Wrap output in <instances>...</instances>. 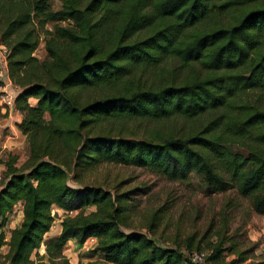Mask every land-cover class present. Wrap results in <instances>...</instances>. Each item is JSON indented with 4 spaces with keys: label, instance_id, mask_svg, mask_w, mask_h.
Masks as SVG:
<instances>
[{
    "label": "trees",
    "instance_id": "obj_1",
    "mask_svg": "<svg viewBox=\"0 0 264 264\" xmlns=\"http://www.w3.org/2000/svg\"><path fill=\"white\" fill-rule=\"evenodd\" d=\"M60 1L52 11L48 0H0V44L7 48L8 76L19 87L17 127L29 145L28 161L17 166L10 156L3 162L0 248L7 245V251L0 264H71L63 247L70 239L81 246L89 237L96 238L91 252L107 264H197L188 254L201 249L190 241L181 249L124 230L126 193L115 197L100 186L72 183L79 177L70 173L104 161L151 168L171 179L193 171L209 193L236 187L264 213V106L232 112L240 92L264 93V0ZM226 16L225 24L210 22ZM50 21L69 24L49 31ZM37 29L51 36L45 39L50 59L42 62L32 55ZM171 117L204 122L186 135L144 138L103 128L122 118ZM235 144L247 154L231 152ZM19 201L22 219L5 241L7 214ZM53 205L79 212L66 214L59 234L45 238ZM91 205L96 209L84 213ZM42 245L47 260L30 259ZM209 248L206 264L247 259L240 252L225 262L221 241Z\"/></svg>",
    "mask_w": 264,
    "mask_h": 264
},
{
    "label": "rangeland",
    "instance_id": "obj_2",
    "mask_svg": "<svg viewBox=\"0 0 264 264\" xmlns=\"http://www.w3.org/2000/svg\"><path fill=\"white\" fill-rule=\"evenodd\" d=\"M48 4L52 11L61 8L60 0H48ZM213 19L225 24L229 17H213L210 22ZM68 24V21H50L45 25V29L50 31L54 25L67 26ZM37 30L39 42L32 55L42 62L50 59L46 54L45 39L51 36L45 30ZM175 71L183 75L186 74L187 69L176 67ZM143 79L150 82L145 74ZM259 106H264V93L259 90L244 93L242 91L232 112L242 113L245 112L242 109L251 110ZM45 115L49 118V115ZM204 117L193 120L182 117L164 120L122 118L105 123L103 128L114 131L112 132L114 135L122 132L124 136L135 138L150 137L153 133L171 132L186 135L192 128L196 129L203 124ZM16 151L15 155L20 157L19 164L28 161L27 142L22 149ZM230 151L241 155L247 154L246 148L238 144L232 146ZM2 153L7 154L6 151ZM10 156V153L3 155L5 160ZM76 172L79 181L72 179V183L100 186L115 197L126 193L124 199H121V206H124L125 210L120 216V225L126 231L137 230L154 237L159 243L175 245L181 249H184L186 242L190 241L193 249L199 247L201 250L208 251V254L209 247L221 241L225 262L238 259L240 252H244L247 259L236 264L264 261V213L254 210L251 197L240 195L236 187L223 192L209 193L202 177L193 171L184 179H171L151 168L109 161L85 169L79 168L72 171L70 176L73 178ZM95 209L96 207L91 205L84 208L83 212L89 213ZM78 212L79 210L64 212L53 205L51 213L54 220L45 238L59 234L60 221L66 214L73 216ZM18 221L14 213L7 224L12 227L6 226L4 229L5 241L9 239V232ZM92 247L80 246L74 239H70L63 247L62 255L71 264L87 261L94 264H107L104 256L91 252ZM6 250L7 245H4L0 248V253L4 254ZM35 254L47 260L44 245L37 251H33L30 259L35 260L37 257Z\"/></svg>",
    "mask_w": 264,
    "mask_h": 264
},
{
    "label": "crops",
    "instance_id": "obj_3",
    "mask_svg": "<svg viewBox=\"0 0 264 264\" xmlns=\"http://www.w3.org/2000/svg\"><path fill=\"white\" fill-rule=\"evenodd\" d=\"M2 60L3 59H1V51H0V66L4 67V62ZM3 79L5 81L9 80L8 74L6 72V67H4ZM33 102H34V99L32 100V103ZM21 119H22V114L19 113L18 111L16 110L13 111L9 108L0 106V161H2L0 162V170L2 171L5 169V165L3 163L5 161V157H3V155L6 156L9 153L11 154V156L16 157V165L17 166L21 165L18 163L19 158H20L19 155H15L14 153V152H17L16 150L22 149L23 146L25 145V142H27L25 135L17 127V123H19ZM2 151H6L7 154L2 153ZM14 213L16 215V219H19L16 225L18 226V224L20 223L22 219V202L21 201L17 202L15 206L13 207V209L7 214L9 221H10L11 216L13 217ZM7 227H12V225L10 226L7 225Z\"/></svg>",
    "mask_w": 264,
    "mask_h": 264
},
{
    "label": "built area",
    "instance_id": "obj_4",
    "mask_svg": "<svg viewBox=\"0 0 264 264\" xmlns=\"http://www.w3.org/2000/svg\"><path fill=\"white\" fill-rule=\"evenodd\" d=\"M0 51H1V59H3L2 61L4 62V67H6L7 66L6 46L3 44H0ZM4 67L0 66V106L9 108L15 111L16 109L14 105L15 104L14 99H15L16 92L19 90V87L14 82H12L10 78L8 81H5L3 79ZM6 72H7V69H6ZM2 180H3V172L2 170H0V183L2 182ZM95 244H96V238L89 237L84 241L83 246H86V245L93 246ZM207 255H208V251L206 250H193L188 254V257L190 258L191 261L197 264H206Z\"/></svg>",
    "mask_w": 264,
    "mask_h": 264
}]
</instances>
